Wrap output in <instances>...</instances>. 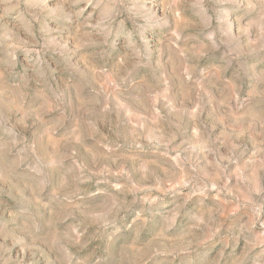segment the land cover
<instances>
[{"label":"rangeland","instance_id":"obj_1","mask_svg":"<svg viewBox=\"0 0 264 264\" xmlns=\"http://www.w3.org/2000/svg\"><path fill=\"white\" fill-rule=\"evenodd\" d=\"M0 264H264V0H0Z\"/></svg>","mask_w":264,"mask_h":264}]
</instances>
